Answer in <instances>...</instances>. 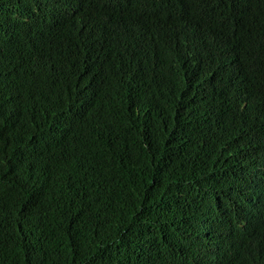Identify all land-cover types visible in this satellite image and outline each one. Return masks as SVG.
Masks as SVG:
<instances>
[{
  "label": "trees",
  "instance_id": "trees-1",
  "mask_svg": "<svg viewBox=\"0 0 264 264\" xmlns=\"http://www.w3.org/2000/svg\"><path fill=\"white\" fill-rule=\"evenodd\" d=\"M78 2L0 0V264H264V0ZM163 16L194 78L150 48Z\"/></svg>",
  "mask_w": 264,
  "mask_h": 264
},
{
  "label": "clouds",
  "instance_id": "clouds-1",
  "mask_svg": "<svg viewBox=\"0 0 264 264\" xmlns=\"http://www.w3.org/2000/svg\"><path fill=\"white\" fill-rule=\"evenodd\" d=\"M74 1L76 4L79 3L78 0ZM45 3L49 2H43L37 5ZM62 12V9L53 8L51 14L57 16ZM69 13L74 15L71 10H69ZM165 17L166 16L160 17L153 22L156 24V27L153 26L149 28L148 44L150 48L155 50L154 53L164 60L175 59L179 61L182 58L189 56L188 68L191 72L192 78H194L198 73L202 60V54H200L198 58H196L194 54L198 51L197 49L200 48L191 42L192 38L187 36V32L182 27L162 21L163 19L165 20ZM260 26H262V24L258 22V28L256 31L259 33H261L259 31ZM125 32L126 28H123L120 31H117L115 28L113 30L114 34L124 35ZM202 36H204V34L201 32L195 37L201 39ZM23 41L24 33L20 28L15 27L8 19H0V43L10 49H14L17 44H23ZM236 45H238V43H236ZM228 46L229 44L227 47ZM97 59L103 64L118 65L120 63V56L115 51H111L107 56L99 57ZM17 70L18 71L14 73V78H11V84L14 88H21L24 84L28 69L26 67L22 68L21 66H18ZM218 237L223 246L232 247L236 244L239 237H244L246 240L248 239L249 224L240 215L237 217H227ZM208 260L207 264H220L217 251L215 258Z\"/></svg>",
  "mask_w": 264,
  "mask_h": 264
}]
</instances>
